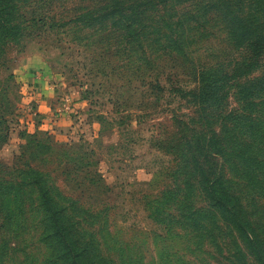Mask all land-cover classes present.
I'll list each match as a JSON object with an SVG mask.
<instances>
[{
  "label": "rangeland",
  "instance_id": "1",
  "mask_svg": "<svg viewBox=\"0 0 264 264\" xmlns=\"http://www.w3.org/2000/svg\"><path fill=\"white\" fill-rule=\"evenodd\" d=\"M87 6L93 2L30 0L24 9L27 18L42 14L49 26L58 23L35 27L31 38L7 48L0 59V112L7 128L0 162L12 166L29 141L51 147L40 160L24 154L20 167L48 173L61 192L95 214L82 222L89 232L102 230L116 264H227V255L202 247L184 230L168 231L150 213L154 199L179 183L165 145L175 120H188L195 111L190 93L197 87L196 67L230 63L241 51L215 13L198 15L185 4L164 13L180 23L183 38L190 32L185 53L153 52L140 59L137 44L110 28L114 16H98L95 26L64 25ZM158 18L154 14L147 25ZM156 77L165 90L151 87ZM230 105H236L232 99ZM38 240L33 232L11 239L13 247L22 245L9 264L52 261Z\"/></svg>",
  "mask_w": 264,
  "mask_h": 264
},
{
  "label": "trees",
  "instance_id": "2",
  "mask_svg": "<svg viewBox=\"0 0 264 264\" xmlns=\"http://www.w3.org/2000/svg\"><path fill=\"white\" fill-rule=\"evenodd\" d=\"M29 1L0 0V59L7 48L31 38L35 27L50 25L42 14L26 17ZM87 1L93 7L80 8L64 25L95 26L98 16H114L110 28L124 31L122 39L137 44L140 59L149 53H185L190 32L183 38L180 23L173 16L165 19L167 8L175 11L185 4L198 15L215 13L228 41L241 51L240 59L230 63L196 67L197 87L190 93L195 111L188 120H175V132L165 145L179 183L154 199L150 218L227 255V264H264V0ZM154 14L158 20L147 25ZM151 82V87L160 86L158 77ZM4 125L0 112V140L5 139ZM22 152L12 166L0 162V237L5 239L0 264H9L22 245L17 241L13 247L10 240L31 232L52 260L45 264H116L106 253L102 230L89 232L82 222L84 215L95 214L61 192L48 173L20 167L24 154L40 160L51 147L33 140Z\"/></svg>",
  "mask_w": 264,
  "mask_h": 264
}]
</instances>
